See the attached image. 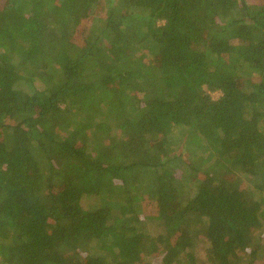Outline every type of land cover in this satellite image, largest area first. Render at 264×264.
I'll return each mask as SVG.
<instances>
[{"label":"trees","instance_id":"1","mask_svg":"<svg viewBox=\"0 0 264 264\" xmlns=\"http://www.w3.org/2000/svg\"><path fill=\"white\" fill-rule=\"evenodd\" d=\"M1 1L0 264H264V0Z\"/></svg>","mask_w":264,"mask_h":264},{"label":"rangeland","instance_id":"2","mask_svg":"<svg viewBox=\"0 0 264 264\" xmlns=\"http://www.w3.org/2000/svg\"><path fill=\"white\" fill-rule=\"evenodd\" d=\"M248 2L250 3H253V4H259L260 3V0H248ZM3 6V1L0 2V8ZM220 97V94L219 93H214L212 94V98L214 100L218 99ZM243 183L245 185H247V183L249 184L248 182V178H243ZM249 191V190H248ZM252 192V191H251ZM253 193V192H252ZM140 218L142 219L143 217L140 215ZM143 220V219H142ZM149 227L147 228V231H152V229L150 228L151 226L148 225ZM262 243H263V237H262Z\"/></svg>","mask_w":264,"mask_h":264}]
</instances>
